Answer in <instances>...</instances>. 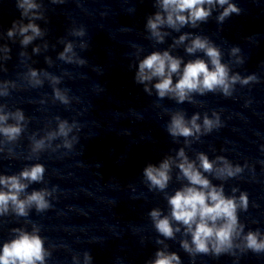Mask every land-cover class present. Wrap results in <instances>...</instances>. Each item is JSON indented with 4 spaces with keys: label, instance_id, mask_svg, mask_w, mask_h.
<instances>
[{
    "label": "clouds",
    "instance_id": "clouds-1",
    "mask_svg": "<svg viewBox=\"0 0 264 264\" xmlns=\"http://www.w3.org/2000/svg\"><path fill=\"white\" fill-rule=\"evenodd\" d=\"M51 2L61 4L64 0ZM153 6L156 11L147 17L145 28L149 33L148 38L157 44H163L165 37L170 35V32L163 29L180 32L186 26L198 28L200 24L207 23L216 9H220L216 16L218 24H223L227 18L234 14L240 15L242 12L233 0H153ZM16 7L20 10V19L12 22L6 35L9 39L19 36L20 44L27 47L44 35L35 22L44 19L41 12L43 4L37 0H16ZM70 34L83 37L86 30L81 26L73 28ZM181 45H184V51L189 56L195 58L185 62L183 57L173 55L171 49ZM80 47L86 49L88 45L82 43ZM39 50V47L33 49L34 52ZM142 50L138 48V51ZM10 51L7 45L0 47V52L3 53L0 58L9 60ZM197 53H202L203 56L196 55ZM240 53L239 46H233L229 51V56L235 57L233 62L236 64L244 63ZM58 59L67 64L80 66L87 63L77 57L72 42L65 44ZM222 60L221 48L209 37L184 32L173 39L169 50L152 51L139 60L135 82L143 84L144 91L149 95H152L154 89L159 99L168 98L178 104L186 101L195 103L194 95L203 96L209 92H219L225 97H230L237 84L246 86L258 82L255 74L243 77L239 73L231 74L230 65ZM47 62L51 65L50 59ZM26 75L29 87L39 88L44 85V79L40 78V70L29 68ZM43 77L49 81L53 89V102L59 101L65 106L70 105L68 90L57 87L62 77L47 71H43ZM15 88L16 84L13 81H0V97L9 96L10 89ZM6 108L7 105L0 104L2 137L0 153H3L4 146L19 140L28 124L23 110L17 108L14 111H6ZM55 121L56 127L46 128L43 136L37 138V133H33L29 137L32 155L26 157L27 159H32V156L38 157L41 152L49 149L53 152L61 147L69 151L73 149L74 143L78 142V137L73 135V131L78 130L79 125L75 121L69 122L59 116L55 117ZM221 125L218 112L213 111L211 116L208 113L201 116L197 112L188 119L183 110H178L170 113L166 130L174 140L184 138L185 146L190 147L192 142L199 141L201 136L211 133ZM58 139L61 143L53 147V142ZM261 150L264 151V145L261 146ZM8 153V156L12 157L13 149L8 148ZM173 168L178 169L176 179L186 183H182L173 194H168L166 189L173 179ZM245 168H249L247 163L243 166L233 164L222 155L210 159L204 152H197L195 159H190L183 147L174 157L168 156L158 165L149 163L143 169L144 180L149 190L164 193L170 209L168 214H164L159 207L148 213L159 236L174 240L177 233H182L184 238L180 240V247L193 258L199 254L214 257L224 254L235 256L237 251L264 253V233L259 229L245 232V224L239 219V212L247 211L249 207L247 192L241 191L237 196L235 193L238 189L233 188V194L226 195L223 183L217 185L209 179V176H212L217 180L226 181L242 174ZM45 171L42 163H34L24 167L18 174H0V217L14 215L27 218L32 209L37 213H43L52 206L50 198L56 191L55 188L33 189L28 192L30 185L44 181ZM40 231V226L34 223L31 231L24 227L12 228V238L0 246V264H46L52 253L51 249L45 247V238L40 235ZM156 242L164 244V240L161 239H157ZM167 247L165 245L164 248L157 250L155 258L147 264H182L180 255L167 251ZM91 260V254L85 252L84 264H90Z\"/></svg>",
    "mask_w": 264,
    "mask_h": 264
}]
</instances>
